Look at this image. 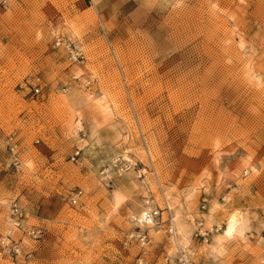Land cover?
Listing matches in <instances>:
<instances>
[{
    "label": "rangeland",
    "instance_id": "374dc122",
    "mask_svg": "<svg viewBox=\"0 0 264 264\" xmlns=\"http://www.w3.org/2000/svg\"><path fill=\"white\" fill-rule=\"evenodd\" d=\"M11 200L43 234L0 264H264V0L0 2L1 234Z\"/></svg>",
    "mask_w": 264,
    "mask_h": 264
},
{
    "label": "built area",
    "instance_id": "2783aa9c",
    "mask_svg": "<svg viewBox=\"0 0 264 264\" xmlns=\"http://www.w3.org/2000/svg\"><path fill=\"white\" fill-rule=\"evenodd\" d=\"M1 5H4L6 0H0ZM67 58L70 61H76L77 59H82L83 54L81 50L79 49H71L69 46H67ZM37 80V79H35ZM31 90L33 94H36L39 92V86L36 83L34 85H31ZM80 192L77 191L75 192L72 196H70V202L75 203L76 197L78 196ZM202 208V205H201ZM4 210H5V216L8 219L12 220V224H10V227H6L5 231H12L14 233L17 230V221H19L21 215L23 214V209L16 200H11L9 201L6 205H4ZM168 231V228H167ZM166 231V234H167ZM9 232V233H10ZM7 233L5 236L4 234L0 233V258L2 257H7L9 259L15 258L17 255H19L20 252V238H14L11 237V235ZM210 233V230L206 228H202V223L200 220H197L196 226L193 230V237L197 240V242H206L208 235ZM9 234V236H8ZM22 236H25L26 238L29 237L31 238L32 241H35L39 239L43 231L39 226H29L27 229L22 231ZM135 240L138 243V246L140 248L138 252V256L135 259L134 264H149V260L146 258L144 245L146 243V234L142 232H137L133 236ZM192 255H193V250L190 247H184L179 249L176 252V255L170 260L168 256L164 257V260L166 264H195L192 260Z\"/></svg>",
    "mask_w": 264,
    "mask_h": 264
},
{
    "label": "bare ground",
    "instance_id": "6f19581e",
    "mask_svg": "<svg viewBox=\"0 0 264 264\" xmlns=\"http://www.w3.org/2000/svg\"><path fill=\"white\" fill-rule=\"evenodd\" d=\"M22 207V206H21ZM23 209V208H22ZM25 209H23V214L21 215V217H20V219H19V221H17V225H18V227H17V230L14 232V233H12V231L10 232V231H5V228L6 227H10V224H12V220L11 219H8L7 217H5L6 219H5V221H6V226H5V228H4V231H3V233L2 234H4L3 236H5V234H7V233H9L10 235H11V237H14V238H19V236L21 235H24V234H22V231L23 230H25V229H27V227H29V226H23L24 225V223H23V221H22V219H23V215L24 214H26V213H24L25 211H24ZM152 213L151 212H149V211H144L139 217H138V219H137V223L139 224V225H141V226H143L144 224H146L147 225V227L146 228H148V227H151L152 225H153V218H152ZM236 217V218H235ZM234 217V219H232V220H230L229 221V224H228V226H227V229H226V231H225V233H226V235L227 236H242V230H241V226H240V218L238 217V216H235ZM144 227V228H145ZM167 228H168V231H167ZM167 228L165 229V233H166V231H167V236H168V238L169 239H172V237H174V235H175V229H174V227H173V225H172V223H171V221H169V224H168V226H167ZM152 229V228H151ZM185 231V230H184ZM9 234H8V236H9ZM25 236H23L22 238H24ZM26 238V237H25ZM27 239H29V240H31V238H29V237H27ZM209 239H210V237H209V235H208V238H207V240H206V242L205 243H207L208 241H209ZM22 240V239H21ZM187 241V234L186 233H183V234H181L180 235V238H179V240H178V243H184V242H186ZM174 243H177V242H174ZM202 243H204V242H202ZM173 258V257H172ZM172 258H170L169 257V259L171 260Z\"/></svg>",
    "mask_w": 264,
    "mask_h": 264
}]
</instances>
